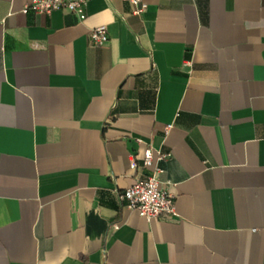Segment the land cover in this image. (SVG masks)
<instances>
[{"label": "crops", "instance_id": "0c3cea01", "mask_svg": "<svg viewBox=\"0 0 264 264\" xmlns=\"http://www.w3.org/2000/svg\"><path fill=\"white\" fill-rule=\"evenodd\" d=\"M29 1L0 0V264H264V0ZM149 145L151 221L118 198Z\"/></svg>", "mask_w": 264, "mask_h": 264}, {"label": "built area", "instance_id": "2783aa9c", "mask_svg": "<svg viewBox=\"0 0 264 264\" xmlns=\"http://www.w3.org/2000/svg\"><path fill=\"white\" fill-rule=\"evenodd\" d=\"M90 0H30L22 9V12L51 13L55 10H64L74 14L77 20L82 21L87 16L86 7ZM134 6L133 13L141 14L146 9L144 0H127ZM106 25H99L90 30L89 38L91 44H104L108 41ZM138 141H142L138 139ZM169 153L155 149L149 145L143 153L142 166L147 170L142 177H138L130 186L119 192L120 202L124 207L136 211L139 216L148 221L156 219L162 213H174V196L166 189L160 175L164 168L160 162L165 160ZM138 162L132 160V169L138 167ZM119 223L112 225L114 230L119 228Z\"/></svg>", "mask_w": 264, "mask_h": 264}]
</instances>
